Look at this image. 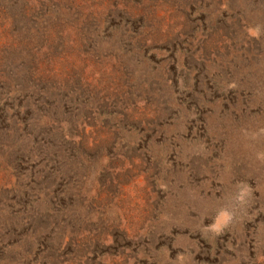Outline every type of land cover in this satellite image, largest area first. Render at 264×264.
Returning <instances> with one entry per match:
<instances>
[{
  "label": "rangeland",
  "instance_id": "obj_1",
  "mask_svg": "<svg viewBox=\"0 0 264 264\" xmlns=\"http://www.w3.org/2000/svg\"><path fill=\"white\" fill-rule=\"evenodd\" d=\"M0 264H264V0H0Z\"/></svg>",
  "mask_w": 264,
  "mask_h": 264
}]
</instances>
